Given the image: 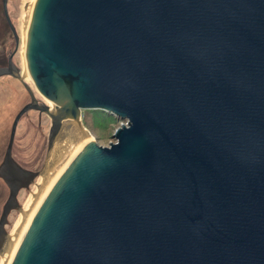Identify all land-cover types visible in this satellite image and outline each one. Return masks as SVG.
<instances>
[{
	"label": "water",
	"instance_id": "95a60500",
	"mask_svg": "<svg viewBox=\"0 0 264 264\" xmlns=\"http://www.w3.org/2000/svg\"><path fill=\"white\" fill-rule=\"evenodd\" d=\"M25 57L57 112L13 53L0 75L31 102L0 165V248L40 174L13 157L20 119L50 116V148L84 110L123 124L77 152L11 264H264V0H35Z\"/></svg>",
	"mask_w": 264,
	"mask_h": 264
},
{
	"label": "rangeland",
	"instance_id": "374dc122",
	"mask_svg": "<svg viewBox=\"0 0 264 264\" xmlns=\"http://www.w3.org/2000/svg\"><path fill=\"white\" fill-rule=\"evenodd\" d=\"M34 1L8 0L9 15L20 37L19 45L17 46V41L4 13L3 0H0V71L7 70L9 58L13 53L14 64L20 69L21 75L23 74L24 68H26V57L23 54V35L30 7ZM23 78L32 88L36 97L40 101L48 103L38 92L32 78L25 76ZM29 102H31L30 94L18 78L9 74L0 75V165L3 162L9 145L13 122L18 113ZM82 123L84 129L90 134V139H96L104 147H109L117 141L113 137V133L123 124L122 121L110 114L92 110H84L82 112ZM51 127L52 119L50 116L45 113L41 114L36 110H30L19 121L13 146V157L24 168L40 174L30 184L29 188L20 190L18 194L19 208L13 209L8 216V223L5 226V230L6 239L8 237L7 241L9 243L17 240L19 232L25 223V215L33 210L38 197L41 195V191L49 183H52L50 182V176L55 173V168L63 162L58 159L54 163V155L59 151L61 158L67 151L68 144L67 141L65 142L64 136L58 137L50 148L49 138ZM58 140L61 144H59ZM55 145L58 147L54 151L53 157L48 165ZM9 195L10 190L8 185L0 178V219ZM2 249L3 246L0 248V264H7L9 254H7L6 249Z\"/></svg>",
	"mask_w": 264,
	"mask_h": 264
},
{
	"label": "bare ground",
	"instance_id": "6f19581e",
	"mask_svg": "<svg viewBox=\"0 0 264 264\" xmlns=\"http://www.w3.org/2000/svg\"><path fill=\"white\" fill-rule=\"evenodd\" d=\"M34 3H35V1L33 2V4L30 7L28 19H27V22H26L25 32H24V35H23L24 36V38H23V47H24L23 54L24 55H25L26 43H27V33H28V30H29V26H30V21H31V17H32ZM22 75H23V77L25 76L27 78H31V75H30V73H29V71L27 69V64H26V68H24V71H23ZM47 102L49 103V105L51 107V110L53 112H57L56 109L53 107V104L50 103L49 101H47ZM63 136L65 137V142L67 141V144H68L67 151L64 153L63 156H61V158H60V152L59 151L53 157L54 151L58 147L57 145H55V147H54V149L52 151V154H51V156L49 158V162H48V165H49L52 157L55 159L54 163H56V161H58V159L63 161L60 166L58 165L55 168V170H56V171L54 170L55 173L50 176V178H51L50 182H52V183L51 184L49 183L47 186L44 187V189L41 191V195L38 197V199H37V201L35 203V206L33 207V210L30 213L25 215L26 216L25 217V223H24V225L22 226V228H21V230L19 232V236H18L17 240L15 239L16 240L15 242L11 241L12 243H9L6 238L3 240V244H2L3 249L2 250L6 249L7 250V254H9V257L7 259V264H11L12 259H13L14 255H15L18 247H19V244H20V242H21V240H22V238H23V236H24V234H25V232H26V230H27V228H28L33 216L37 212L40 204L42 203L43 199L45 198V196L47 195V193L49 192V190L51 189L53 184L56 182V180L58 179L60 174L63 172V170L67 167V165L71 162V160L75 157L77 152L87 142H90L91 140H93V138L90 139V134L86 130H80L76 125H70L69 128H66L65 131H64ZM59 144H61L60 141H59ZM65 162H66V164H65ZM64 164H65V166H64ZM63 166H64V168H63ZM46 182H48V181H46ZM36 204H37V206H36ZM7 242H8V244H7ZM6 244H7V246H6ZM5 246H6V248H5Z\"/></svg>",
	"mask_w": 264,
	"mask_h": 264
},
{
	"label": "trees",
	"instance_id": "16d2710c",
	"mask_svg": "<svg viewBox=\"0 0 264 264\" xmlns=\"http://www.w3.org/2000/svg\"><path fill=\"white\" fill-rule=\"evenodd\" d=\"M92 111H94V110H92Z\"/></svg>",
	"mask_w": 264,
	"mask_h": 264
},
{
	"label": "flooded vegetation",
	"instance_id": "af4514ba",
	"mask_svg": "<svg viewBox=\"0 0 264 264\" xmlns=\"http://www.w3.org/2000/svg\"><path fill=\"white\" fill-rule=\"evenodd\" d=\"M8 239V238H7Z\"/></svg>",
	"mask_w": 264,
	"mask_h": 264
}]
</instances>
